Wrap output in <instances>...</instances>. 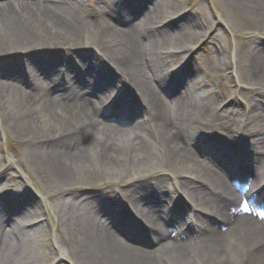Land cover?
Masks as SVG:
<instances>
[{"label": "bare ground", "instance_id": "1", "mask_svg": "<svg viewBox=\"0 0 264 264\" xmlns=\"http://www.w3.org/2000/svg\"><path fill=\"white\" fill-rule=\"evenodd\" d=\"M223 1L264 27V0ZM175 2L0 0L1 124L70 204L54 244L71 264H264V102L240 114L202 95L206 84L183 87L192 75L172 78L211 24L204 13L174 19ZM163 16L169 27L157 26ZM249 57L248 83L264 87V45L252 40ZM112 84L121 95L110 96ZM231 140L241 142L235 171L224 163ZM97 168L106 180L124 176L126 194L79 193L102 178ZM0 174V264H54L31 247L44 237L39 201Z\"/></svg>", "mask_w": 264, "mask_h": 264}, {"label": "rangeland", "instance_id": "2", "mask_svg": "<svg viewBox=\"0 0 264 264\" xmlns=\"http://www.w3.org/2000/svg\"><path fill=\"white\" fill-rule=\"evenodd\" d=\"M169 12L176 14L174 19L183 18L189 13L194 17L201 18V14L204 13L209 16V21L211 23L210 27L209 25H206L208 27H202V35H199L196 41L188 45L189 50L187 49L185 55H183L184 57L172 63L175 69L172 78H188L192 75L193 77L190 82L184 84L183 87L192 90L201 83L204 85L206 84V87H201L199 90L202 95L205 96L207 92L211 96L214 93L216 94L218 103L222 106L230 107L231 110H236L240 114H248L250 112V114H252L253 110L249 109L251 103L256 104V102H264V87L258 88L248 83L247 75L250 71L249 47L252 40L259 41V43L264 45L263 25L257 28L259 25L257 22H251L253 20L249 21L247 18H243L238 9L225 4L223 0H176ZM172 20L173 19L169 17L163 16L157 26L161 28L169 27ZM92 50L97 56L103 54L101 51L98 52L96 48ZM23 60L24 59L21 58V61ZM21 64H24V62ZM64 65H66V63ZM185 66H190L192 70H188ZM100 70L109 74V76L112 75L115 77L116 75L109 71L105 65H102ZM193 73H197L198 75H194ZM186 75H188V77H185ZM197 77H199L198 80ZM51 78L53 82L57 81L56 75ZM111 86L109 90L110 96L121 93L119 88L121 89L123 87H120V84H112ZM123 98L127 100L125 96H123ZM139 115L145 118L142 112H140ZM1 122L2 119H0V172L8 170V174L9 172L15 174V177H11V179L16 182L13 180L10 181L14 182L13 184L16 186V189H18V196L24 200V198H29L28 195L31 193L34 198L39 201V208L43 215L37 222L43 223L44 232L42 233L44 237L41 238V242L36 239L32 240V249L35 248L39 250L41 254L46 253L47 257L49 255L50 261H53L54 264H71V262H75L73 256L61 257L60 252L55 249L56 247L54 244L55 240H59L60 237L67 232L69 226L67 218L71 212L70 204L63 203L64 201L61 200V198L53 196V191L45 188L44 178L41 176V167L39 163L32 162L29 159L25 154V146H22L23 143L21 139L12 134L8 128L2 126ZM232 142L236 147L234 149L236 151L232 153L233 156L230 160L224 158V163L230 170L235 171L237 165L233 157L237 155L235 152L240 148L239 143L241 142L240 140H231V144ZM201 147L205 150H209L207 145H201ZM239 151L240 150H238V152ZM208 157L212 161L213 155L210 154ZM237 161L238 163L239 161L241 162V160ZM171 168V166L166 167L169 171L173 170ZM98 171L104 176V170L99 169ZM154 174L161 173L158 172ZM103 176L96 183L80 188L78 192L93 195L102 192L108 187L114 193L116 189L120 188L121 190V188L125 187L128 183L127 180L124 181V176H120L118 181L106 180L105 176ZM171 176L173 179V186L176 183L177 188H180L179 179L173 175ZM7 181L5 175L0 177V185H3ZM132 186L134 187L132 184L131 186L129 185L128 189H134L131 188ZM121 192L126 194L123 189ZM120 194L121 193L116 192L115 196L121 201ZM27 207L28 212H33V210H35L28 205ZM127 207L128 209L130 208L129 206H126V208ZM212 218L217 220L215 217ZM102 219L105 222H109L106 217ZM5 226L6 235L11 237V226L9 224ZM59 247L61 249V246ZM23 262H25L23 264H27L28 261L24 259Z\"/></svg>", "mask_w": 264, "mask_h": 264}, {"label": "snow or ice", "instance_id": "3", "mask_svg": "<svg viewBox=\"0 0 264 264\" xmlns=\"http://www.w3.org/2000/svg\"><path fill=\"white\" fill-rule=\"evenodd\" d=\"M245 209L247 210V205H245Z\"/></svg>", "mask_w": 264, "mask_h": 264}]
</instances>
